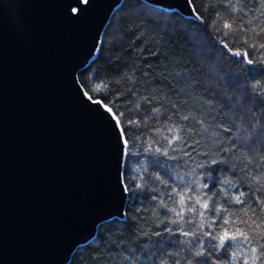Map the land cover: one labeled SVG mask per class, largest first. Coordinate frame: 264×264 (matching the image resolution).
<instances>
[{
    "label": "trees",
    "instance_id": "1",
    "mask_svg": "<svg viewBox=\"0 0 264 264\" xmlns=\"http://www.w3.org/2000/svg\"><path fill=\"white\" fill-rule=\"evenodd\" d=\"M190 1L195 18L143 0H125L103 33L97 57L78 74L80 84L93 99L119 114L127 133L123 177L128 198L125 218L101 224L97 236L81 246L69 264H161L162 261L167 264H176V261L179 264H233L234 260L235 264H243L244 253L248 251L246 244L235 259V247H214L218 240L206 235L211 232L219 236L223 231L220 220L211 227L205 220L195 236L191 232L185 236L177 225L168 221V217L178 218L159 207L160 199L169 207L176 206L174 201L179 197L170 193L177 190L173 186L178 182V174L186 171L182 166L186 158L172 160L163 155L164 148H168L170 154L172 151L165 139L171 135L165 117L172 116L173 122H178L171 103L178 100L183 103L186 99L188 107L199 108L201 97L211 99L218 120L224 127L231 125L233 128L232 132L219 130L225 146L229 137L243 135L242 129L255 124L256 128L250 132L253 140L244 143L237 139L236 143L241 149L251 148L257 154L264 151L261 143L264 122L258 123V118L264 116V97L253 88L256 84L264 85V48L260 47L264 34L259 33V29L249 31L256 25L247 23L260 15L258 0H241L240 3L237 0ZM225 22L233 27L224 29ZM235 51H246L254 58V63L247 64L243 56L234 55ZM97 85L101 87L97 89ZM156 107H161L159 117ZM157 148L161 151L157 152ZM220 158L217 154V159ZM210 159L203 154L195 155L191 164L194 167ZM204 171H210L216 178L228 168L224 163L215 167L209 164ZM156 175L168 184H161L155 179ZM241 176L238 183L242 185L241 190L247 192L246 181L243 174ZM190 179L192 177L185 176V181ZM209 182L216 187L215 179ZM137 184H143L144 188L137 189ZM152 195L158 200L153 201ZM255 198V195L250 196L248 202L252 203ZM220 203L224 201L220 200L217 207ZM231 207L236 209L241 205ZM201 219L196 216L185 228L195 227ZM236 226L243 227L238 220ZM167 228L173 231L170 233ZM229 230L234 229L229 227ZM197 249L202 255H195Z\"/></svg>",
    "mask_w": 264,
    "mask_h": 264
},
{
    "label": "water",
    "instance_id": "2",
    "mask_svg": "<svg viewBox=\"0 0 264 264\" xmlns=\"http://www.w3.org/2000/svg\"><path fill=\"white\" fill-rule=\"evenodd\" d=\"M124 1L0 0V264H69L125 218L128 145L78 79ZM143 1L196 17L190 0Z\"/></svg>",
    "mask_w": 264,
    "mask_h": 264
},
{
    "label": "snow or ice",
    "instance_id": "3",
    "mask_svg": "<svg viewBox=\"0 0 264 264\" xmlns=\"http://www.w3.org/2000/svg\"><path fill=\"white\" fill-rule=\"evenodd\" d=\"M88 2L89 0H83L84 4ZM240 2L241 0H237V3ZM258 5L257 11L260 15L256 17L255 21H247L248 25L255 23L256 27L248 30L255 32L256 29H259V33L264 34V19H261V17H264V0H258ZM70 13L78 15V9L71 7ZM223 27L230 30L233 26L225 22ZM224 46L228 47L227 44ZM260 47L264 48V43ZM234 55L243 56L249 65L254 63V58L250 57L246 51L243 53L235 51ZM262 59H264V54H262ZM100 87V85H97V89ZM253 88L258 89L259 94L264 97V85L256 84L253 85ZM164 95L165 97L168 96L167 93ZM89 99L93 103L101 104L100 100L93 99L91 96ZM168 99L171 98L168 97ZM188 103L189 101L186 99L183 103H180L179 100L171 103V108L174 110L173 115L177 117L178 122H173L172 116L165 117L168 122V131L171 134L170 137H165V139L172 151L170 154L168 148H164L163 155L172 160L186 158L183 159L182 165L186 171L183 175L178 174V182L173 186L177 190L170 193L179 197L178 201H174L176 206L169 207L163 199H160L159 207L173 213L178 218L168 217V221L177 225L179 231L185 236H188L189 232L195 236L197 228H202L205 220H208L209 227L220 220L223 231L219 236L217 237L211 232L206 234L211 239L218 240V244L213 246L222 249L235 247L236 251L233 252V257L238 259V253L243 250V245L246 244L248 251L244 253L243 264H264V243H260L264 240V151L257 154L251 148L241 149V145L236 143L237 139L244 143L252 141L253 136L250 132L256 128V125L253 124L249 128L242 129L243 135L238 133L237 137H229V143L225 146L224 141L220 139L219 130L232 132L233 128L231 125L224 127L223 122L218 120L213 101L201 97L198 101L199 108L188 107ZM161 106H163V101ZM103 107L109 114L116 117V122L120 125L119 130L123 134L122 143L126 145L127 133L119 120V114L113 113V109L106 104ZM155 113L158 117L162 115L161 107H156ZM261 122H264V116L258 118V123ZM261 143L264 144V140ZM156 151L160 152L161 149L157 148ZM176 153H179V156ZM225 153L229 155L225 156ZM200 154L209 156L211 159L204 163H197L193 167L191 161L195 155ZM217 154L221 157L220 159H217ZM220 163L226 164L228 168V171L223 172L220 176L213 178L210 171H204L209 164L215 167ZM197 169L201 171H197ZM241 174H243V179L246 181L247 192L241 190L242 185L238 183L242 179ZM185 176H190L192 179L185 181ZM155 179L161 184H168V181L161 179L160 175H156ZM210 179H215V188L209 182ZM181 185L183 186L181 187ZM136 188L142 190L144 185L137 184ZM233 189L236 191L233 192ZM125 191H127L126 187ZM151 191L155 192L157 190L151 189ZM219 193L223 195L220 196ZM253 195L256 198L252 203H249L248 198ZM151 199L156 201L158 197L152 195ZM220 200H223L224 203H220L217 207ZM231 205H241V207L234 209ZM200 209L204 211H200ZM186 213H193L194 215L188 216ZM196 216L202 218L199 224L186 229L185 225L191 224ZM209 217H211L210 220ZM227 217H233V219L230 221ZM237 220L239 225L243 227L236 226ZM224 226H229L234 230L230 231L229 227ZM167 231L171 233L173 229L167 228ZM195 255L200 256L202 253L197 249ZM161 264H167V261H162ZM176 264H179V261H176ZM233 264H235V260Z\"/></svg>",
    "mask_w": 264,
    "mask_h": 264
},
{
    "label": "rangeland",
    "instance_id": "4",
    "mask_svg": "<svg viewBox=\"0 0 264 264\" xmlns=\"http://www.w3.org/2000/svg\"><path fill=\"white\" fill-rule=\"evenodd\" d=\"M89 95V94H88ZM90 96V95H89ZM104 104V103H103ZM105 105V104H104ZM114 113V112H113Z\"/></svg>",
    "mask_w": 264,
    "mask_h": 264
},
{
    "label": "bare ground",
    "instance_id": "5",
    "mask_svg": "<svg viewBox=\"0 0 264 264\" xmlns=\"http://www.w3.org/2000/svg\"><path fill=\"white\" fill-rule=\"evenodd\" d=\"M84 4V3H83Z\"/></svg>",
    "mask_w": 264,
    "mask_h": 264
}]
</instances>
